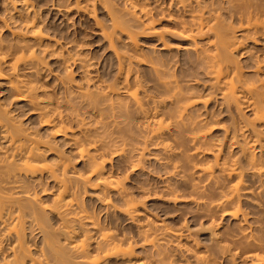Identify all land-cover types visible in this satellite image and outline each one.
Listing matches in <instances>:
<instances>
[{
    "label": "bare ground",
    "instance_id": "obj_1",
    "mask_svg": "<svg viewBox=\"0 0 264 264\" xmlns=\"http://www.w3.org/2000/svg\"><path fill=\"white\" fill-rule=\"evenodd\" d=\"M16 1L23 8L14 20L4 19L0 26L10 32V36H0V83L9 95V102L0 100V256L6 257L5 264H177L166 257L165 249H156L161 245L158 239L161 236L164 240L179 242L191 239V235L182 229L166 230L164 224H156L147 214L145 219L140 217L145 201L157 193H151L154 189L150 190L141 181L134 187L126 183L131 171L142 168L149 143L161 148L165 160V165L162 164L171 169L170 177L176 175L186 185L192 177L199 180L205 177L221 189L218 201L208 200L202 207L229 214L231 218L238 217L240 197L245 192L253 194L249 185L245 186L244 177L259 183L258 192L264 191V130L260 128L264 126V77L259 76L264 69V53L260 58H253L251 71L243 70L233 54L244 48L247 41L259 43L260 36L264 38V17H260L264 15L257 13L261 12L260 7L251 8L254 0H225L226 6L221 9L227 14L239 11L233 15H237V27L225 20L220 7L203 10L200 2L196 3L197 8L191 5L188 19H175L171 32L180 41L177 47L194 57L191 65L196 74L185 78L169 68L147 65L150 70L146 69L147 73H152L148 80L136 69L137 65L140 67L141 55L137 37L156 35L162 39L165 32L153 25L149 12L139 0H128L129 18L123 22L113 18V31L102 29L119 61L113 83L105 82L91 71V63L83 57L78 60L83 68V81L73 82L68 69L72 53H65L58 40L46 32L31 0H10L13 6ZM175 1L187 5L186 0ZM192 1L188 0L189 5ZM118 33L125 35L132 53L121 52L113 45ZM167 46L164 42L163 47ZM56 51L66 66L55 77L62 86V96L55 93L48 84L50 81L42 79L44 75L41 77L46 54ZM199 72L207 77L205 82H201ZM217 95L228 112L240 114L241 105L251 111V117H243L242 123L233 117L230 126H223L222 139L212 134L214 126L221 123L219 112L209 106ZM13 101L28 106V112L37 119V126L24 124L13 114L9 107ZM150 101L152 107L148 108L146 104ZM82 106L85 112H80ZM89 111L91 115L87 116ZM58 139L83 163L82 169H75ZM230 147L237 149L233 152ZM115 158L117 163L124 162L125 167L119 168L120 171L113 167ZM45 178L56 185L49 204L42 202L41 188L35 185ZM195 181L191 180L189 186L196 191L199 183ZM227 181L233 182L224 189ZM168 185L162 188L164 194L161 190V195L166 196L161 197L183 201V196ZM87 188L93 189L110 222H103L100 214L89 209L85 202ZM45 190L44 187L40 192ZM117 212L132 221L138 217L144 220L138 221L142 224H138L137 235L152 245L154 257H133V244L127 238L118 237L112 229L115 225L110 226ZM50 214L60 219L58 226L49 224ZM240 214L238 220L242 223L238 221V225L245 232L243 223H247V215ZM34 226L42 237L41 245L36 246L37 253H32L25 241L26 231ZM244 232L240 237L246 240V247L255 246L251 251L256 248L261 254L249 253L246 248V256L242 258L245 262L264 264V239ZM5 236H8L5 242L10 241L5 244L9 246L3 244ZM192 242V247H196L197 243ZM207 255L195 249L193 263L218 264ZM229 255L225 258L235 262L237 254Z\"/></svg>",
    "mask_w": 264,
    "mask_h": 264
},
{
    "label": "rangeland",
    "instance_id": "obj_2",
    "mask_svg": "<svg viewBox=\"0 0 264 264\" xmlns=\"http://www.w3.org/2000/svg\"><path fill=\"white\" fill-rule=\"evenodd\" d=\"M31 1L35 6V10L38 14L39 19L43 22L45 26L46 32H48L50 36H53V38L58 40V42L60 43L59 46H62V50H64L65 53L66 51L72 53L73 57L69 60L70 66L68 67V69L71 70L73 82L76 81V83L77 82L80 83L83 81V79H81L83 78L82 77L83 68L80 67L81 62L78 61L80 60V57H83V59L88 61L89 64L91 63L90 70L95 73H98L100 78H103L102 80L104 81L107 80L105 81L107 83L114 82V79L116 78L115 76L117 75L116 74L118 69L117 65L119 61L116 55L114 54V50L112 49V46L110 47L109 42L107 41V39H105L106 37L102 33V29H104L107 32L113 31V26H112L113 18L121 22L129 18L130 14H128V10H130V4H128L129 3L128 0H31ZM186 1L187 2L185 3H187V5L185 6L183 5V3L177 2L175 0H139L140 4H143L145 10L149 12L153 25L159 31L165 32L162 39H158L156 35H146V36L139 35L137 37V44L141 55L139 57L140 67H138L137 65V68L136 67L135 68L136 69L139 68L140 71L138 70V73L146 80L151 78L150 75L152 74L148 72L149 73L148 75L147 71L149 69L147 68L148 67L147 65L169 68L170 70L176 73H180L182 76H185V78H192L196 74L195 69H193V65H191L193 64L194 57L191 54H188L184 50L177 47L180 41L178 37L171 32L172 29L174 28V21L177 18L188 19L189 17L188 13L190 12L189 10L191 9V5L192 6L194 5V7L197 8L195 6L196 3L198 4L200 2V4L203 5L202 7L200 6L201 9L210 10L211 7L213 9L214 8L219 9V7L221 9L225 7L226 1L225 0H193L190 5L188 0ZM254 1H253L254 7L251 6V8L256 9L255 6H257L258 8L260 7L261 12L257 11V13L259 12L264 15L263 12L264 4H261L262 2L264 3V0H254ZM256 1L257 2L260 1V3H257ZM256 3L259 4L260 6L256 5ZM20 5L21 4L18 3L17 1L13 6L10 0H0V21H2L0 22L1 23L0 26L3 25L2 23L4 19H6L5 20L6 22L7 21L10 22L14 20V17L15 18L17 17L16 16L17 13H19L20 10L23 8L22 5L21 6ZM84 7L92 11L88 12V10L87 9L85 10ZM221 12L225 14L224 15L225 20H227V22H229L231 26L233 25L232 27H237L236 25H238L237 23L238 21L237 19H235L237 18L236 17L237 15L235 16L233 15L238 14L239 11H236V13H234L233 15L227 14L225 10H222ZM260 17L263 18L264 16L260 15ZM8 18L10 21L7 20ZM7 30L8 29H5V27H0V36L2 37L10 36L9 30L8 31ZM117 36L118 38L117 40L115 39L116 42H113V45H115L116 48L118 47L117 49L121 50V52L132 53L131 46L129 45L125 35L118 33ZM260 37H261L259 38L260 41L258 39L259 43H253L247 41L246 44L244 45L245 49L240 48L239 50L233 53L235 60L237 59L240 66H242L243 70L245 71L252 70L251 66L253 65L255 59L254 57L259 56L260 58L263 56L264 43L262 45V42L264 41V38L262 36ZM164 42L167 43L168 45L167 47H163ZM50 48H54V47H50ZM246 49H248V51H245ZM242 50L243 52H241ZM53 53L46 54V58L44 62L46 65H44L45 67H43L42 69L41 74L42 73L43 74L41 77H43L44 75L42 79H44L45 82L50 81L48 84H51L50 85L51 87L53 86V88L55 89L54 90L55 93L58 96H62L63 94V92L61 94L62 86L59 85L55 77H57V75L58 76L61 75L64 72L66 66L61 63L62 57L59 54V52L56 51ZM124 64H126V61L124 62ZM263 71L264 69L262 70V72L259 73L260 74L259 76H261V78L264 77ZM197 74L200 77L201 82H205L207 77H205V75H203L200 72ZM0 100L9 102L8 91L6 87L1 83H0ZM75 100L76 99H74L73 101ZM219 100H220L219 96L217 95L216 101L213 100L212 101L213 103L211 102L209 106L214 111L219 112V114L217 113V116L221 122L214 126L215 129L212 130L213 131L212 134L214 137L222 139L223 128H224L223 126L225 125L230 126L232 124L233 117H235L237 122L241 120L240 123H242L243 117H248V116L251 117V113H250L251 111L247 110V108L241 105L240 114L238 113L236 114V112L233 113L234 111L228 112V110L224 108V105H221L219 103ZM148 103L149 104H146V106L148 108H151L152 106L150 105L152 104V102L150 101ZM25 105L26 104H24L21 101L18 102L13 101L9 107L13 110V114L18 116V119H20L24 124L31 126H34L35 124L37 126V121L35 123V120L37 119L36 118L33 119L32 117L33 115H31L28 112V106L26 108ZM84 109H85L84 107L82 108V110L80 109V112L82 111L85 112ZM90 113L91 111H89V114L86 112V115L89 116L91 115ZM263 127L264 126L260 128L264 130ZM58 141L59 143H61L60 145H62V149L64 150V152L71 158L72 160L71 162L75 167V169L77 170L82 169L83 163L78 159H76L75 154L71 152L69 146L66 145L65 142H63L61 139H58ZM155 145L156 143H152V144L149 143V145H147L145 151L146 159H144L142 163V168L136 169L129 173V176L126 179L127 186L134 187V185H136V182H138L137 184H139V182L141 181L142 183L141 182L140 183L141 184L144 183L146 186H148L150 190L154 189L153 191H151V193L154 191L157 193L156 196L152 194L150 200L148 199L147 201H145V205L143 204L142 206L143 208H141L142 212L144 211L145 213L143 212L142 216L140 215V217L144 218V216L147 214L150 216V219H152L151 217H153V221L156 224L160 222L164 224L166 230L182 229L183 232H189V234L191 235L190 238L192 239V240L188 239L189 241L181 239L178 242V241H174L173 239L164 240L159 235L160 236L158 239L159 241L158 240L157 241L160 242L162 246L156 244L159 245L156 246V249L158 247H160L163 251L165 249L166 252L164 253H167L166 257H171L170 259H172L174 263L177 264L178 263L189 264V262H192V264H194L195 262L193 263L194 261L193 251L195 249L201 252V254L204 255L208 254L209 256L208 255L207 256L212 257V259L216 260L215 262H217L218 264H231L233 261L229 259L227 260L225 258V257L227 258L231 257L229 255L231 252H235V254H237V256L235 255V257L237 258L235 262H233L234 264H256L250 261L245 262L246 260L242 258L246 256L247 251H249V253L255 251H258L259 253L260 251L256 248H254V250L251 251L252 247L255 246L246 247V240L240 237L241 233H243L244 230L243 232L240 231L242 228H239L238 223L240 222V220L238 219H240L239 217H241L240 212L242 213L245 212L248 221L246 220L247 223H243V225L245 226L244 235H246V233L249 234L251 232L252 235L254 234L253 236H255L256 234L264 239V191L262 192L257 191L259 188V183L257 181H250V179L244 177L245 186L249 185L250 189H252L253 191V194L251 192L246 194L245 192V194L240 197L239 208L241 211L238 213V217L236 216L237 218L236 217L231 218L232 216H230L229 214L222 213L221 211H215L214 209L211 210V208H208L207 206H203V207L201 206V205H205L203 203L208 202V200L209 202L211 201L216 202L219 200L218 191H220L221 189H217L215 187L216 185L214 186L213 181L209 182V180H207V178L205 177H201L200 180L197 177H192L190 178L188 184L186 185L187 182H182L181 180L178 179L179 177H177L176 175H171L170 177L169 175L171 171L169 170L171 169H169L168 166H164L165 164L163 162H165V160L162 155L163 153L161 151V148H159L158 145L157 148ZM230 149L234 152L236 151L237 148L230 147ZM207 156L208 158L210 157L209 155ZM117 160L118 159L115 158L112 161L113 167L114 169H116L115 167H118L116 170L120 171V169L123 168L124 162L119 161V163H117L118 162ZM172 160L176 161V159H172ZM165 171L167 172L165 173ZM191 180L192 183L195 180L196 181L199 180V182L195 181L197 184L199 183L197 187L198 189H196V191L192 190L191 186H189V184H191L190 183ZM232 182H228V181L225 182L224 189H226V187H228ZM163 183L169 184L168 186L172 187V189L176 192V194L181 196V198L183 196L184 198V199L182 198L183 201L181 202L173 201L172 199H169V197L163 199L161 196L164 197L166 196V195H161L162 194L161 190L163 194L165 192V189L163 190L162 188H164L166 184L164 185ZM35 185H37L36 187L37 189L39 188L42 189L44 187L46 188L45 190L46 192L44 191V193L42 191L41 193L40 192L41 189H39V196L43 203L49 204L51 202L50 200H52L51 198L53 197L54 192H56V188H55L56 185L54 184V182L49 179L46 180L45 178L40 183L35 182ZM190 190L193 192H191ZM197 191H199L201 194L197 193ZM86 192L87 193L85 194V202H88L86 204L87 205L89 204L88 205V207L90 206L89 209L90 208L94 209L97 212V214H100L99 217L100 219H102L103 222L106 223H108V221L110 222L109 220L110 217L108 218L104 209L101 208L102 205L95 197L94 195L95 193H93V189L87 188ZM171 200L174 203L171 202ZM252 202H256V203H252ZM49 216H50L49 217L50 221L48 220L49 224L50 225L52 224L53 226L55 225L58 226L60 219L56 218L57 216L55 217V215L53 216L52 214H50ZM115 216L112 218L114 221L111 220L110 226L112 227L115 225L114 227H112V229L115 231L116 234L119 235L118 237L124 239L127 238L126 241H129L130 243L133 244L132 246L134 247V252H135V253L133 252L134 254L133 257H137V258L154 257L155 256L154 253L156 252L154 251L155 249H152L153 248L152 245H150L148 241L144 243L143 237L139 236L140 234L137 235L138 233L137 230L139 228L138 224H140L144 220L141 221L142 218L138 217L140 219L136 218L137 220L134 219L132 221L130 220L129 216L123 215L122 213H118V212L116 213ZM257 219L259 220V223L257 222ZM138 221L141 222L138 223ZM26 230H29V228H27ZM26 232H27L26 233L27 236L25 237L26 244L29 245L32 253L34 252L37 253L38 251H36V249H38V247L41 245L40 243L41 241L39 240H41L42 238L40 235V231L34 226L32 227V230ZM7 237L8 236L4 237V241H3L4 245H6L5 243L9 244L10 242L8 240L5 242V239ZM192 241H195L197 243L196 247H192L194 246L192 245L194 243ZM60 242L64 244V239L61 238ZM262 244L264 245L263 242ZM160 248L158 249L161 250ZM246 248L249 249L247 250ZM239 257H241V259ZM7 258L10 259L11 257L8 256ZM4 259H6V257H4ZM4 259L2 256H0V264H5L4 261L7 260ZM108 264H113V262H109ZM114 264L116 263L114 262Z\"/></svg>",
    "mask_w": 264,
    "mask_h": 264
}]
</instances>
